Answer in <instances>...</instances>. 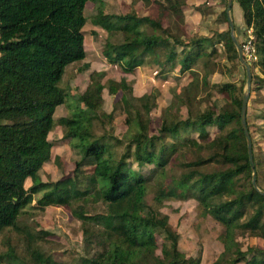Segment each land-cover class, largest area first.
I'll list each match as a JSON object with an SVG mask.
<instances>
[{
	"label": "trees",
	"instance_id": "16d2710c",
	"mask_svg": "<svg viewBox=\"0 0 264 264\" xmlns=\"http://www.w3.org/2000/svg\"><path fill=\"white\" fill-rule=\"evenodd\" d=\"M236 1L246 26L252 27L258 55L251 67L252 81L256 78L254 90L264 103V0ZM88 2L96 6L91 22L111 36L103 55L125 73L133 72L150 56L161 73L179 66L180 72L190 71L193 76L201 58L215 66L210 60L217 52L215 41H224L228 59H239L231 26L219 32L216 40L200 35L184 41L165 28L161 18L106 13L102 0H0V235L15 230L32 238L33 233L21 228L19 220L24 208L36 200L41 209L67 207L82 221L84 233L101 247L83 258V264H202L200 257L187 256L180 249V233L161 211L166 200L194 199L225 228L220 235L223 250L210 264H264V149L257 150L254 134L262 129L264 138V112L257 114L263 123L255 130L247 112L256 188L241 121L243 92L238 94L233 83H213L230 97L222 107L207 106L196 113L188 108L185 118L177 96L151 132L153 93L135 98L141 102L139 107L130 101L135 96L127 76L107 84H94L91 79L78 94L72 113L60 117L63 137L80 154L76 167L71 175L42 178L54 145L50 133L56 108L70 96L59 83L69 65L87 56ZM168 3L183 15L179 8L185 0ZM116 35L122 38L116 41ZM209 45L214 46L210 51ZM207 83L204 76L203 84ZM105 87L111 94L123 92L129 121L137 126L127 140L114 133L112 113L107 115L109 130L99 133L95 127L101 121L98 110ZM192 88H198V82ZM190 101L185 88V103ZM151 193L153 205L147 199ZM90 197L104 204L103 212H86ZM87 224H94V230ZM239 235L261 239L262 246L252 244L244 250ZM158 236L163 240L161 246ZM28 249L36 261L46 264L50 260L35 247ZM5 256L17 257L12 248Z\"/></svg>",
	"mask_w": 264,
	"mask_h": 264
},
{
	"label": "rangeland",
	"instance_id": "374dc122",
	"mask_svg": "<svg viewBox=\"0 0 264 264\" xmlns=\"http://www.w3.org/2000/svg\"><path fill=\"white\" fill-rule=\"evenodd\" d=\"M227 1L185 0V4L179 8L183 12L182 16L170 8L168 0L152 1L151 4H147L143 0H102V3L106 13L125 14L131 12L140 16L149 14L161 18L165 28H169L171 33L185 41L200 35L216 40L219 32H226L230 29L226 12ZM85 14L88 17V22L84 27L87 56L83 61L69 65L59 83L65 91L69 92L70 96L67 103L58 106L55 111V119L50 133L54 145L51 158L46 161L41 173L44 180H55L62 175H71L76 167L80 154L63 137L60 117L72 113L78 94L83 92L92 80L94 84H107L110 79L120 80L123 76H127L132 85L133 96H135L130 101L139 107L142 106L141 102L135 98L153 93L154 96L151 98L154 101L151 113V132H154L155 128L159 126L164 109L175 102L177 96L181 97L177 99L182 102L179 105L181 115L185 118L188 108L196 113L198 109H205L212 105L218 109L228 102L230 97L214 87L213 83H233L238 88V94L241 92L244 94L247 90L246 68L238 58L234 60L227 58L223 46L224 41H215L214 46L217 48L215 50L217 52L210 59L215 61V66L205 64L206 59L201 58L194 67L196 74L193 76L190 75V71L180 72L179 66L169 73H161L159 65L153 62L150 56H147L145 63L138 66L133 72L125 73L120 66L109 62L103 55L105 43L110 35L103 28L91 22L92 17L96 14V6L93 2L87 3ZM230 16L234 23L233 34L240 44H246L249 36H253L252 27L246 26L242 8L236 0L230 11ZM121 38L120 35L114 37L116 41ZM180 46L176 45L178 51L181 50ZM214 46L209 45L208 50H212ZM256 62L251 63L252 68ZM86 65L89 67L87 68ZM254 73H259L258 68H254ZM204 76H206L207 85L203 84ZM197 82L198 88L193 89V84H197ZM256 85V78H253L248 113L249 122L254 130L257 124L263 123L257 114L260 111L264 112V103L259 101V92L254 90ZM185 88L191 98L188 103H185ZM122 94V91L111 94L107 87L102 90L98 113L103 122L97 120L95 127L99 133L109 130L111 124L108 122L107 115L112 113L114 133L127 140L136 132L137 126L133 121H129L127 106L122 101ZM262 94H264V89ZM85 107V103H81V108ZM261 130L254 133L258 140L257 150L264 149ZM120 149L122 148L120 147ZM262 162L264 169V154H262ZM85 168L90 169L91 167ZM29 184L30 182L27 185ZM147 199L150 204L155 203L152 193L148 195ZM85 207L89 214L103 212L105 209L104 204L94 197L87 200ZM161 211L169 216L170 223L180 233V249L187 256L200 257L202 264H210L219 256L223 250L220 235L225 228L221 223L212 219L196 200H166ZM19 225L21 228H27L34 236L29 239L23 235L25 233L19 234L15 230H7L1 234L0 264H43L31 256L29 245L39 250L44 258L50 259L46 264H83V258L91 257L101 250L96 241L84 233L82 221L64 206H46L41 209L35 200L24 208ZM87 227L89 230H94L95 226L87 224ZM157 239L161 246L162 238L158 236ZM238 239L244 250L252 244L262 246L261 239L242 235H239ZM11 248L17 256L13 260L5 256ZM160 252L159 248L158 253Z\"/></svg>",
	"mask_w": 264,
	"mask_h": 264
},
{
	"label": "water",
	"instance_id": "95a60500",
	"mask_svg": "<svg viewBox=\"0 0 264 264\" xmlns=\"http://www.w3.org/2000/svg\"><path fill=\"white\" fill-rule=\"evenodd\" d=\"M233 5H234V0H228L226 12H227L229 24L231 26V34H232L233 40H234V42L237 46V49H238L240 62L245 66L246 71H247V90H246V92H244L243 98H242L241 121H242V126L244 129V132L246 134L247 142H248L249 158H250L251 167H252V171H253V184L256 188H258L257 172L255 169V163H254L253 142L251 139V134H250V130L248 127V122H247L248 101H249V97H250V93H251V87H252L251 63L249 61H247V59L245 58L243 47L239 43L236 36L233 34L234 23H233V20L230 16V11L232 10Z\"/></svg>",
	"mask_w": 264,
	"mask_h": 264
},
{
	"label": "built area",
	"instance_id": "2783aa9c",
	"mask_svg": "<svg viewBox=\"0 0 264 264\" xmlns=\"http://www.w3.org/2000/svg\"><path fill=\"white\" fill-rule=\"evenodd\" d=\"M253 38H254V36H252V35L249 36L247 43L244 45L242 44L245 58L250 63H255L258 60L256 48H255V45L253 43Z\"/></svg>",
	"mask_w": 264,
	"mask_h": 264
}]
</instances>
